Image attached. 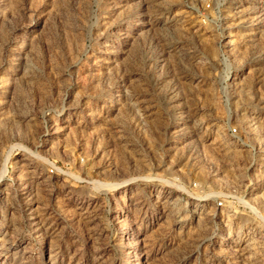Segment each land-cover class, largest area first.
<instances>
[{"label":"rangeland","instance_id":"374dc122","mask_svg":"<svg viewBox=\"0 0 264 264\" xmlns=\"http://www.w3.org/2000/svg\"><path fill=\"white\" fill-rule=\"evenodd\" d=\"M1 174L0 264H264V0H0Z\"/></svg>","mask_w":264,"mask_h":264},{"label":"built area","instance_id":"2783aa9c","mask_svg":"<svg viewBox=\"0 0 264 264\" xmlns=\"http://www.w3.org/2000/svg\"><path fill=\"white\" fill-rule=\"evenodd\" d=\"M232 132L234 133L235 131L233 130ZM49 171H50V173H52L53 172V169H50ZM217 205L218 206H222V203L218 202Z\"/></svg>","mask_w":264,"mask_h":264},{"label":"bare ground","instance_id":"6f19581e","mask_svg":"<svg viewBox=\"0 0 264 264\" xmlns=\"http://www.w3.org/2000/svg\"><path fill=\"white\" fill-rule=\"evenodd\" d=\"M2 178H3V175L1 174V175H0V181H2Z\"/></svg>","mask_w":264,"mask_h":264}]
</instances>
